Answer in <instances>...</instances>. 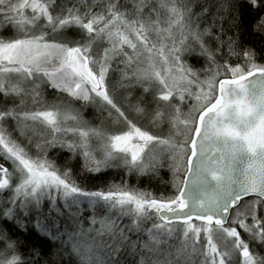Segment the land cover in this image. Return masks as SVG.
I'll list each match as a JSON object with an SVG mask.
<instances>
[{
    "label": "snow or ice",
    "instance_id": "snow-or-ice-1",
    "mask_svg": "<svg viewBox=\"0 0 264 264\" xmlns=\"http://www.w3.org/2000/svg\"><path fill=\"white\" fill-rule=\"evenodd\" d=\"M254 13L264 0H0V264H264ZM165 154L171 195L128 182ZM112 168L119 184L85 186Z\"/></svg>",
    "mask_w": 264,
    "mask_h": 264
},
{
    "label": "trees",
    "instance_id": "trees-1",
    "mask_svg": "<svg viewBox=\"0 0 264 264\" xmlns=\"http://www.w3.org/2000/svg\"><path fill=\"white\" fill-rule=\"evenodd\" d=\"M262 14H252L247 17V29L250 39L247 41L249 47L253 46V43L256 41V37L252 35L254 26L258 28V31H264V20H261ZM187 62L193 67L200 68L204 66V58L197 57L193 58L191 56L186 57ZM223 63V61H220ZM233 61H229L232 63ZM92 111V110H91ZM124 177V170L121 168H112L106 169L103 173L102 178L100 179H91L86 181L85 186L89 190H98L104 189L106 184L116 183L119 184L121 182V178ZM128 182L132 185L139 186L143 189L152 191L155 194L165 193L166 195H171L173 192V188L171 187V180L169 178V169L161 170L159 174V178H153L152 180L141 179L138 180L135 176L127 177ZM87 215V213H85ZM171 243H176V241L172 240Z\"/></svg>",
    "mask_w": 264,
    "mask_h": 264
},
{
    "label": "rangeland",
    "instance_id": "rangeland-1",
    "mask_svg": "<svg viewBox=\"0 0 264 264\" xmlns=\"http://www.w3.org/2000/svg\"><path fill=\"white\" fill-rule=\"evenodd\" d=\"M121 67H123V65H121ZM204 77L203 76H201V79H203ZM113 79H114V81H118L119 80V73H116L115 74V76L113 77ZM190 91L193 93V96L191 97V98H189V99H186V101H185V105H184V107H183V111H187V108L189 107V106H192V105H194L195 103H196V101H195V98H194V94L198 91L195 87H192L191 89H190ZM117 93H118V95H128V92L125 90V89H123V88H120L119 87V85H117ZM134 95H135V93H134ZM45 98L46 99H51L52 97L50 96V95H48V93L46 92L45 93ZM76 107H79V104H77L76 105ZM91 111V109L89 108V109H86L85 110V112H84V116H85V118L86 119H92V117L91 116H89V112ZM95 123H98V121H95ZM141 125H144V126H147V127H150L151 128V130L153 131V132H162V133H164V134H167L168 133V131H169V124L167 123V122H165V123H163V124H161L159 127H157V126H155V125H148L147 124V122L146 121H141L139 124H138V126H141ZM165 167H164V169H168V164H167V156H166V154H165ZM169 178H170V180L172 179V175H171V172L169 171ZM171 183V182H170ZM135 186V185H134ZM84 227L85 228H87L88 227V223H87V221H85V223H84ZM242 235H243V233H242ZM176 241V243H178V240L177 239H173V241ZM176 243H174V244H176ZM242 259V258H241Z\"/></svg>",
    "mask_w": 264,
    "mask_h": 264
},
{
    "label": "flooded vegetation",
    "instance_id": "flooded-vegetation-1",
    "mask_svg": "<svg viewBox=\"0 0 264 264\" xmlns=\"http://www.w3.org/2000/svg\"><path fill=\"white\" fill-rule=\"evenodd\" d=\"M251 197H248V198H246V199H250Z\"/></svg>",
    "mask_w": 264,
    "mask_h": 264
}]
</instances>
